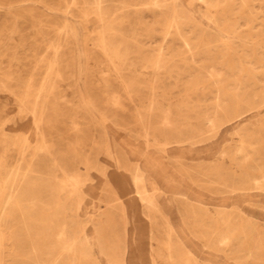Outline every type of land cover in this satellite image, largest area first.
I'll list each match as a JSON object with an SVG mask.
<instances>
[{"label":"rangeland","instance_id":"374dc122","mask_svg":"<svg viewBox=\"0 0 264 264\" xmlns=\"http://www.w3.org/2000/svg\"><path fill=\"white\" fill-rule=\"evenodd\" d=\"M33 150L2 264H264V0H0L1 215Z\"/></svg>","mask_w":264,"mask_h":264},{"label":"bare ground","instance_id":"6f19581e","mask_svg":"<svg viewBox=\"0 0 264 264\" xmlns=\"http://www.w3.org/2000/svg\"><path fill=\"white\" fill-rule=\"evenodd\" d=\"M93 1H95V0H93ZM92 2V1H91ZM90 2V3H91ZM93 4V3H92ZM101 19V18H100ZM117 37V36H116ZM120 37V36H119ZM115 39V38H114ZM112 40V39H111ZM111 40H109V41H111ZM114 42V41H113ZM115 42H118V41H115ZM120 42V41H119ZM56 61V60H55ZM53 70V69H52ZM53 72V71H52ZM50 74V73H49ZM241 86V85H240ZM149 95V94H148ZM36 115V114H35ZM38 115V114H37ZM36 115V116H37ZM43 115V114H42ZM35 116V117H36ZM35 119V118H34ZM43 122V121H42ZM41 122V123H42ZM35 124H36V128L37 127H39V122L38 121H36L35 122ZM43 124V123H42ZM41 127V126H40ZM37 130V129H36ZM39 132H40V130H39ZM27 138V137H26ZM25 138V139H26ZM29 138V137H28ZM27 138V139H28ZM27 139H26V141H27ZM15 145V144H14ZM22 146H23V144H22ZM25 146V145H24ZM28 147V146H27ZM5 149V148H4ZM20 149V148H19ZM26 149V148H25ZM23 151H27V150H24V147H23V149H22ZM29 150H31L30 149V147H29ZM6 151V150H5ZM22 151V152H23ZM35 152H37V151H35ZM34 152V150H33V153H32V155H31V157H30V159L29 160H25L26 161V164L25 165H27L26 166V169L24 170V172H23V174H22V177L20 178L19 177V183H20V185H21V187H19V183H16L15 181V183H16V185L18 186L16 189H14V192H13V194L10 196V198H9V202H8V204H6V210H5V212L1 215V213H0V221L2 220H4V221H7L8 223H10V222H12V220H15L16 219V217L18 218V217H20V219H21V217L23 218V219H25L26 217L24 216L25 214L23 213L24 212V199H22V197H24L25 196V194L26 193H29V194H31V192H32V190H34L33 188H34V186H32V183L33 182H35V179H37V178H35V177H33L32 175H34V172H37V171H39V170H37V168H36V165H37V163H36V161H37V158L38 157H40V156H38V154H36ZM25 153V152H24ZM18 154V153H17ZM25 155H26V153H25ZM7 156H9V155H7ZM12 156V155H11ZM24 156V155H23ZM44 157V156H43ZM47 157H48V154H47ZM3 158V157H2ZM11 158V157H10ZM14 158V157H13ZM22 158H25V156L24 157H22ZM50 158V157H49ZM20 160V159H19ZM39 160V159H38ZM8 161V160H7ZM24 161V162H25ZM50 161V160H49ZM8 162H11V161H8ZM40 162V161H39ZM47 162V161H46ZM3 163V162H2ZM12 163V162H11ZM36 163V164H35ZM41 163H42V161H41ZM40 163V164H41ZM45 163V162H44ZM43 163V164H44ZM23 164V162H21V166H19V170H23L22 169V165ZM50 165V167H52V165L51 164H49ZM46 166V165H45ZM1 167V166H0ZM4 167V166H3ZM16 167V166H15ZM18 167V166H17ZM48 167V166H47ZM6 168V167H5ZM16 169V168H15ZM14 169V170H15ZM51 169V168H50ZM18 170V171H19ZM139 170H140V167H139ZM141 171V170H140ZM20 172V171H19ZM43 172V171H42ZM136 170L134 171V175L136 176ZM15 173H16V171H15ZM14 173V174H15ZM21 173V172H20ZM19 173V174H20ZM31 173H33L32 175H31ZM48 173V172H47ZM50 173H52V171H50ZM53 173H54V171H53ZM139 173V172H138ZM18 174V173H17ZM37 174V173H36ZM21 175V174H20ZM50 175V174H49ZM57 175V174H56ZM55 175V176H56ZM139 175V174H138ZM13 176V175H12ZM15 176V175H14ZM13 176V177H14ZM27 176V177H26ZM30 176V177H29ZM40 176H42V175H40ZM140 176V175H139ZM143 176V175H142ZM16 177V176H15ZM29 177V178H28ZM37 177H38V174H37ZM43 177V176H42ZM58 177V176H57ZM78 177V176H77ZM138 177V176H137ZM0 178H1V176H0ZM18 178V177H17ZM44 178V177H43ZM3 179V178H2ZM135 179V178H134ZM10 180V179H9ZM12 180V179H11ZM45 180V179H44ZM50 180H52V178L49 176V178H47V180H46V182L45 183H47V181H50ZM61 180L64 182V184L63 185H66V183L68 182V181H70V179H69V176L68 175H64V177H62L61 178ZM138 180V179H137ZM23 181V182H22ZM40 181H43V180H40ZM139 181V180H138ZM11 182V181H10ZM41 183V182H40ZM34 184V183H33ZM4 185V184H3ZM11 185H12V183H11ZM14 185V184H13ZM38 185V184H37ZM42 185V184H41ZM32 186V187H31ZM50 186V185H49ZM53 186H54V184H53ZM2 187V186H1ZM42 187V186H41ZM41 187H40V189H41ZM68 187V186H67ZM77 187V186H76ZM86 188V187H85ZM38 189V188H37ZM43 189V188H42ZM64 189V188H63ZM3 190L4 189H2V188H0V194H3ZM35 191H36V189H35ZM37 192V191H36ZM39 193H40V191H39ZM43 193V192H42ZM83 193H85V194H87L88 193V190H87V188L86 189H83ZM137 193H139L138 191H137ZM38 194V193H37ZM59 194V193H58ZM4 195V194H3ZM2 195V196H3ZM33 195V194H32ZM55 195H57V194H55ZM1 196V197H2ZM41 196V195H40ZM36 198V197H35ZM41 198V197H40ZM31 199V198H30ZM37 199H39L38 197H37ZM141 199L142 200H145V201H147V203L148 204H150V205H153L155 208H157L158 207V203H157V201L153 198V197H150V198H148L147 197V195H141ZM0 200H1V198H0ZM42 200V199H41ZM40 200V201H41ZM43 201V200H42ZM80 201V200H79ZM37 202H38V200H37ZM11 203H12V206H13V208L10 206L11 205ZM37 204V203H36ZM15 206V207H14ZM27 206H29V204H27ZM37 206V205H36ZM41 206V205H40ZM32 207V206H31ZM35 207H33V209H34ZM56 211V210H55ZM162 211V210H161ZM32 212L34 213V211L32 210ZM38 212V211H37ZM61 212V211H60ZM39 213V212H38ZM54 213V212H53ZM164 213V215L166 214V212H163ZM60 214V213H59ZM44 215V214H43ZM55 215V214H54ZM58 215V214H57ZM63 215V214H62ZM64 216V215H63ZM40 217V216H39ZM43 217H45V215L43 216ZM55 217L56 216H53V218L55 219ZM15 218V219H14ZM45 218H48V217H45ZM65 218V217H64ZM35 220V219H34ZM49 220V219H48ZM58 220V219H57ZM169 220V219H168ZM21 221V220H20ZM19 221V222H20ZM23 221H25V220H23ZM36 221V220H35ZM37 221H40V220H37ZM36 221V222H37ZM45 221V220H44ZM50 221H51V219H50ZM62 221H64V220H62ZM17 223H18V220H17ZM70 222H68V221H65V223L63 224V227L66 225V224H69ZM4 224H5V222H4ZM23 224H24V222H23ZM22 225V224H21ZM57 225V224H56ZM20 226V225H19ZM23 226V225H22ZM26 226V225H25ZM62 226V225H61ZM73 226V225H72ZM169 228L171 229L172 228V225H171V222H170V220H169ZM31 227V226H30ZM62 229V228H61ZM30 230H31V228H30ZM41 231V230H40ZM62 231V230H61ZM82 231H83V242L85 243V245H86V247L88 246V245H90V233H89V231H87V227H86V225L84 224V225H82ZM172 231V230H171ZM32 232V231H31ZM39 232V231H38ZM28 233V232H27ZM33 233V232H32ZM36 233V232H35ZM54 234V233H53ZM56 234V233H55ZM4 235V234H3ZM30 235H32V234H30ZM29 236V235H28ZM34 236V235H33ZM43 236H45V235H43ZM56 236V235H55ZM31 237V236H30ZM30 237H28V239H30ZM47 237H49V236H47ZM58 237V236H57ZM65 237V236H64ZM63 237V238H64ZM5 237L4 236H2V232L0 231V264H2V262H3V255H4V253H3V250H2V246H3V244H2V242L4 241L3 239H4ZM35 238V237H34ZM33 238V239H34ZM41 238H43V237H41ZM40 239V238H39ZM48 239V238H47ZM60 239V238H59ZM80 239V238H79ZM49 240V239H48ZM56 240V239H55ZM45 241V240H44ZM50 241V240H49ZM52 241V240H51ZM31 243V242H30ZM50 243V242H49ZM40 244V243H39ZM47 244H48V242H47ZM46 244V245H47ZM76 244V243H75ZM80 244V243H79ZM31 245V244H30ZM25 246H27V245H25ZM32 246H33V244H32ZM44 246V245H43ZM53 246V245H52ZM51 246V247H52ZM80 246V245H79ZM79 246H78V248H79ZM82 246V245H81ZM170 246V245H169ZM17 247V246H16ZM38 247V246H37ZM32 248H34V247H32ZM43 248H45V247H43ZM43 248H41V244H40V249L42 250ZM48 248V247H47ZM66 248H68V250H71L72 249V245H69L68 243H67V247ZM81 248H83V246L81 247ZM38 249V248H37ZM45 250V249H44ZM67 250V251H68ZM82 250H85V248H83ZM34 251V250H33ZM47 251V250H46ZM45 251V252H46ZM76 251H77V249H76ZM42 252V251H41ZM69 252V251H68ZM73 252V251H72ZM39 254V253H38ZM41 254V253H40ZM83 254V253H82ZM17 256V255H16ZM42 256V255H41ZM36 258H37V255L35 256ZM88 258H89V260L91 259L90 258V256L88 255L87 256ZM22 258V257H21ZM48 258V257H47ZM83 258H85V257H83ZM87 259V258H86ZM86 259H85V261H86ZM59 260V259H58ZM38 261H39V259H38ZM38 261H36V262H38ZM44 262V261H43ZM54 263H57V259L56 260H54L53 261ZM59 262V261H58ZM81 262V261H80ZM39 263V262H38ZM36 264V263H35ZM40 264V263H39Z\"/></svg>","mask_w":264,"mask_h":264}]
</instances>
